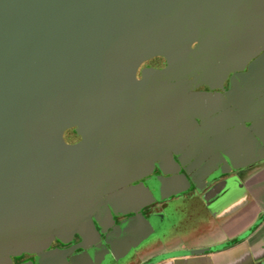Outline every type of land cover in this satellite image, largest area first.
<instances>
[{"label": "water", "instance_id": "1", "mask_svg": "<svg viewBox=\"0 0 264 264\" xmlns=\"http://www.w3.org/2000/svg\"><path fill=\"white\" fill-rule=\"evenodd\" d=\"M262 50L264 0H0V264L40 253L54 239L93 235V220L105 231L113 215L137 208L135 190L120 192L137 174L126 170L121 148H109L106 136L122 123L106 119L125 118L108 107L107 96L137 87L143 62L167 60L158 74L144 70L147 83L156 75L171 78L184 63L201 79L240 69ZM164 91L163 166L175 164L170 150L179 141L162 136L174 102ZM180 117L200 134L193 119ZM90 118L99 120L95 132L83 122ZM71 128L83 138L78 146L63 139ZM94 141L96 155L88 156ZM108 203L127 209L112 214Z\"/></svg>", "mask_w": 264, "mask_h": 264}, {"label": "flooded vegetation", "instance_id": "2", "mask_svg": "<svg viewBox=\"0 0 264 264\" xmlns=\"http://www.w3.org/2000/svg\"><path fill=\"white\" fill-rule=\"evenodd\" d=\"M179 66L180 70L171 78L161 82L156 75L147 83L143 80L144 70L158 74L167 67L164 57H152L139 66L137 87L126 88L124 95L110 89L107 96L108 107L115 111L119 108L125 114V118L106 119L109 124L122 123L120 127H108L106 136L109 148H121L126 170L137 174L120 189L123 196L132 195L135 190L133 206L137 208L124 215H113L111 223L105 222V231L93 220V235H83L82 239L74 233L64 241L54 239L40 253L11 257L10 264H110V259L125 249L144 222L151 221L161 209L195 197L216 174L233 171V167L257 157L264 158V50L240 69L212 76L206 72L207 77L201 79L196 72L186 70L185 63ZM163 83L167 86L161 87ZM161 89L171 93L168 100H174L168 102L171 117L163 120L167 124L162 136L179 139L170 150L175 164L164 166L160 160ZM176 93L181 95L176 98ZM177 102H183L184 108L177 110ZM182 112L188 121L193 119L199 135L193 134L187 120L182 121ZM98 121L83 120L92 132ZM114 129L120 134H115ZM63 139L72 146L83 141L77 128L65 130ZM97 147L94 141L87 153L83 152L95 156ZM107 209L114 214V210L120 212L127 207L108 203ZM120 225L125 226L122 234L116 233Z\"/></svg>", "mask_w": 264, "mask_h": 264}, {"label": "crops", "instance_id": "3", "mask_svg": "<svg viewBox=\"0 0 264 264\" xmlns=\"http://www.w3.org/2000/svg\"><path fill=\"white\" fill-rule=\"evenodd\" d=\"M264 264V158L144 222L110 264Z\"/></svg>", "mask_w": 264, "mask_h": 264}]
</instances>
